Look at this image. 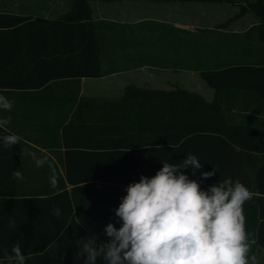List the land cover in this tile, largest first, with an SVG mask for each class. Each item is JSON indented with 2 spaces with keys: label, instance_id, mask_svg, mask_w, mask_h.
I'll return each mask as SVG.
<instances>
[{
  "label": "trees",
  "instance_id": "16d2710c",
  "mask_svg": "<svg viewBox=\"0 0 264 264\" xmlns=\"http://www.w3.org/2000/svg\"><path fill=\"white\" fill-rule=\"evenodd\" d=\"M88 1L92 0H78L59 19L0 11V94L16 100L12 110L0 116L20 112L28 94L49 88L50 94H55L54 88L62 89L63 94L54 99L67 105L64 119L49 131L50 146L66 150L65 176L59 171L54 175L55 188L51 182L28 186L25 180L33 175L23 167L22 152L37 148L31 143L42 142L17 132L20 120H11L7 126L21 141L11 149L0 147V264H8L17 241L25 264H57L61 245L57 239L87 232L76 214L95 221L119 220L115 209L127 194V185L141 175L154 176L163 161L182 163L188 153L196 155L203 168L195 174L191 168L182 171L199 180L203 189L228 178L247 186L251 198L243 206L246 229L264 248V109L254 104L264 102V65L241 62L204 67L201 77L215 89L210 102L190 91L139 87L126 88L116 100L81 98L82 78L107 75L103 63L112 46L138 44L125 36L118 35V41L109 38L101 28L113 23L95 22ZM248 5L262 20L264 0ZM252 30L264 43V24ZM54 99L49 96L50 101ZM240 165H250L252 174L235 172ZM213 169L212 177L202 178V172ZM14 171H20L23 179H14ZM36 175L40 180L42 174ZM54 207L61 210L59 217ZM10 220L15 221L14 228L9 227ZM28 237L31 246H27Z\"/></svg>",
  "mask_w": 264,
  "mask_h": 264
},
{
  "label": "clouds",
  "instance_id": "9594fccd",
  "mask_svg": "<svg viewBox=\"0 0 264 264\" xmlns=\"http://www.w3.org/2000/svg\"><path fill=\"white\" fill-rule=\"evenodd\" d=\"M14 101L0 94V112H10ZM11 117L0 116V147L11 149L21 136L8 132ZM6 133V134H4ZM37 167L46 158L34 157ZM193 174L203 168L200 159L188 153L182 163L163 161L152 177L141 175L139 181L126 186L116 216L122 221L117 228L108 223L104 229L110 237L107 243L97 244V237L77 241L79 251L74 259L85 257L84 264H257L251 255L254 239L246 229L243 206L251 198L247 186L231 178L208 187L190 179L183 169ZM216 170L202 172L203 179L212 177ZM14 179H23L20 171ZM57 186L56 177L50 178ZM59 217L61 210L53 208ZM9 227H15L10 220ZM25 264V254L17 241L8 254V264Z\"/></svg>",
  "mask_w": 264,
  "mask_h": 264
},
{
  "label": "crops",
  "instance_id": "0c3cea01",
  "mask_svg": "<svg viewBox=\"0 0 264 264\" xmlns=\"http://www.w3.org/2000/svg\"><path fill=\"white\" fill-rule=\"evenodd\" d=\"M0 11L18 13L14 10ZM23 14H31L34 16L42 15L34 13ZM253 14L255 13L253 12ZM99 20H107L113 23L112 25L106 24L108 27L111 26L114 28V26H117L121 29L126 28L127 33L124 31L117 35L112 33H110V35L107 33L109 34V38L118 41V35L125 36L129 40L134 39L135 42L138 41V44L136 43L135 46L128 43L129 46L122 47V44L118 43L115 46H112L113 49L109 52L110 54L107 57L106 62L103 64V69L108 72L107 75L102 77L82 78L81 91L79 94L80 97H82L86 91V84H101V86L103 84L102 88L92 87L91 91L95 93V95L90 97L99 98L96 97L97 94L101 95L100 93H102L106 97H111L104 99H119L122 97L126 87L133 84L132 80L127 75L128 72L135 68L146 67L149 65L165 66L173 70L193 69L197 71L200 77V72L204 67L219 68L241 62L242 64L246 63L256 66L264 65V43L260 41L258 31L252 30L253 27L255 28L258 24H264L263 20H257L241 30H228L218 27L214 28L215 30H211V28H203L199 31L185 28L184 26L179 25L177 20L162 19L160 17L141 18L138 21L116 20L114 18L106 19L101 17L94 21L97 22ZM162 33L166 34L167 37L159 38L158 35ZM110 42H112V39H110ZM193 62L196 63L195 66L193 65ZM201 79L203 78L201 77ZM104 81L105 83H103ZM203 81L205 80L203 79ZM148 85L150 84H146L139 88H147L146 86ZM168 86L174 85L169 84ZM157 88L161 87L155 86L147 89L156 90ZM45 91H41L40 94H28L26 97L27 100L23 101V106L20 108V112H14L10 115L12 121L20 120L17 125V132L31 140L39 138V141L42 142V145L39 146L35 143H31L37 148L22 152L23 167L33 175V177H27L25 180L28 182L29 187L36 186L37 184L45 186L50 182L52 174L55 175L59 171L65 176L67 168V162L65 159L66 150L58 149L59 147H51L48 141L49 131L56 129V126L65 117L64 114L67 105L59 99H54L58 98L60 94H63V91L60 88H54L53 92L55 94H50L52 91H50V88ZM17 95L19 98L22 97V94L20 93ZM49 96L54 99L53 102L49 100ZM19 102L18 99L17 103ZM254 104L256 107L258 106L264 109V102L258 103L259 105L254 102ZM3 116H6L5 113ZM44 144H49V147H45ZM34 157L46 158L47 162L43 166L37 167ZM240 170H242L243 174H245L246 171L252 174L250 171V165L234 167L235 172ZM39 172L42 174L40 180L36 175ZM97 186H102V182H98ZM68 188H72V185L69 183ZM255 195L258 196L259 193H255ZM76 217H79L80 221L83 222L82 224L87 226V232L76 231L72 234H68L67 238L57 239L56 242L59 240V243L61 244L56 254L60 256L59 260H57V264H82V260L85 257L74 259L75 254L79 251L77 246L78 240L85 237L96 236L97 244H99V242L107 243L110 240V237H108L104 231L107 223H114L117 228L122 225V221L120 220L111 219L95 221L78 214H76ZM28 238L27 246H31L32 241L30 240V237ZM258 246L259 245L256 244V242L252 245L249 256L256 253ZM261 248L264 249L263 247ZM103 262L104 260L102 258H98L97 264Z\"/></svg>",
  "mask_w": 264,
  "mask_h": 264
},
{
  "label": "rangeland",
  "instance_id": "374dc122",
  "mask_svg": "<svg viewBox=\"0 0 264 264\" xmlns=\"http://www.w3.org/2000/svg\"><path fill=\"white\" fill-rule=\"evenodd\" d=\"M78 0H0V10H14L18 13H34L42 14L50 19H59L65 13L70 11ZM256 0H226L221 2H198V1H151V0H92L88 1L91 16L93 20L98 18H114L116 20L138 21L141 18H157L177 20L179 25L185 28L199 31L200 29L215 30L214 28H222L228 30H241L250 24L260 20L258 15L255 16L249 10V3ZM171 14V16H170ZM264 22V17H263ZM102 31L112 34H120L126 32V28L114 26L112 30L103 26ZM127 33V32H126ZM104 40L107 38L104 35ZM104 64V63H103ZM195 66L196 63L193 62ZM128 77L133 84L128 87L147 88L160 86L158 91L185 90L197 93L203 96L207 101H212L215 97V89L201 79L197 71L193 69H177L173 70L165 66L138 67L128 72ZM151 82V83H149ZM98 83V82H97ZM105 83V81L103 82ZM140 84V85H139ZM173 84L174 86H168ZM92 87L102 88L101 86L87 85L86 91L81 98H91L95 95L91 91ZM166 88V89H165ZM168 89V90H167ZM126 90V89H125ZM125 93V91H124ZM122 94V96L124 95ZM97 94V99L107 100L104 94ZM110 223V222H109ZM108 224V223H107ZM257 264H264V249L260 246L254 254Z\"/></svg>",
  "mask_w": 264,
  "mask_h": 264
}]
</instances>
